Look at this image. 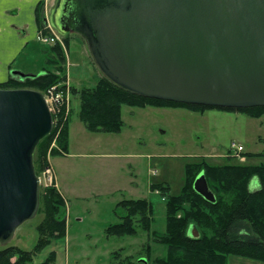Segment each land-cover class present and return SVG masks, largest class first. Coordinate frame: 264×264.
<instances>
[{"label":"water","instance_id":"obj_1","mask_svg":"<svg viewBox=\"0 0 264 264\" xmlns=\"http://www.w3.org/2000/svg\"><path fill=\"white\" fill-rule=\"evenodd\" d=\"M53 23L80 34L103 76L132 93L218 108L264 106V0H59ZM53 128L41 91L0 88L2 245L38 214L34 153ZM194 189L215 202L204 173ZM189 235L198 237L195 226Z\"/></svg>","mask_w":264,"mask_h":264},{"label":"rangeland","instance_id":"obj_2","mask_svg":"<svg viewBox=\"0 0 264 264\" xmlns=\"http://www.w3.org/2000/svg\"><path fill=\"white\" fill-rule=\"evenodd\" d=\"M47 2L44 0L40 11L49 8ZM66 34L69 44L62 45L66 46L67 79L63 83L77 88L94 86L103 74L92 59L86 40L75 32ZM53 45L42 43L37 36L12 70L25 68L36 75L45 66L53 68L54 65L46 64ZM68 97L69 153L50 157L53 181L67 200L63 210L67 235L35 254L33 264H41L50 250L57 251L56 264H119L127 257L141 261L140 264H147V260L153 264L156 257L166 254L167 248L152 233L164 232L166 228L165 201L158 190H152V183L165 182L171 186V194H178L184 184L185 165L200 161L201 157L210 164H264V156H244L247 152L264 153V115L254 118L220 109L198 112L182 107L124 105L125 125L120 133H95L80 121V100L77 95L72 96L71 88ZM232 143L244 146L240 156L232 154ZM44 186L43 180L40 190ZM257 188L254 181L252 189ZM133 198L153 202L151 231H141L135 237L108 235L106 228L119 222L125 213L117 203ZM41 220L42 215H36L25 221L6 245L33 249ZM116 252L119 255L115 258ZM229 264L264 263L232 255Z\"/></svg>","mask_w":264,"mask_h":264},{"label":"trees","instance_id":"obj_3","mask_svg":"<svg viewBox=\"0 0 264 264\" xmlns=\"http://www.w3.org/2000/svg\"><path fill=\"white\" fill-rule=\"evenodd\" d=\"M63 42L68 46L67 34L63 36ZM65 47L60 42L50 47L52 53L47 56L46 64L54 65L53 68L45 66L35 77L24 81L9 78L0 83V88H30L45 92L53 85L65 82ZM70 88L72 96L77 95L80 100V121L88 131L95 133H120L125 125L122 118L124 105L182 107L198 112L220 109L241 112L254 118L264 115V106L218 108L144 97L116 86L104 76L92 87ZM70 122V117L59 122L52 133L39 142L34 153L38 175L51 166L50 157L69 153ZM244 156L259 157L264 153L247 152ZM201 173H204L209 188L216 196L215 202L208 201L194 189L195 179ZM254 181L258 183L255 190L252 189ZM151 188L161 193L166 206L165 231L152 233L167 251L164 256L156 257L153 264H229V256L232 255L264 263V164H210L201 157L200 161L185 165L184 184L178 194H171V186L165 182L152 183ZM66 204L67 200L55 180L42 187L37 214L42 215V220L36 227L38 239L33 249L1 244L0 264H33L35 254L64 239L68 228L67 217L63 213ZM117 207H122L125 213L120 216L119 222L106 228L108 235L135 237L141 231H151L154 220L152 201L147 198L123 199ZM192 225L197 228L198 237L189 235ZM147 250L149 254L150 248ZM118 255L119 252H116L115 258ZM56 259L57 251L50 250L41 264H56ZM140 263L134 262L131 257L119 261V264Z\"/></svg>","mask_w":264,"mask_h":264},{"label":"crops","instance_id":"obj_4","mask_svg":"<svg viewBox=\"0 0 264 264\" xmlns=\"http://www.w3.org/2000/svg\"><path fill=\"white\" fill-rule=\"evenodd\" d=\"M58 1L48 0L49 8L40 11V6L45 5L44 0H0V83L9 78L18 79L11 74L13 65L19 56L37 40L39 29L46 21L45 11L53 21ZM15 70L34 74L27 72L29 70L25 68H15ZM162 108L166 109V107ZM51 166L54 170L52 163Z\"/></svg>","mask_w":264,"mask_h":264},{"label":"built area","instance_id":"obj_5","mask_svg":"<svg viewBox=\"0 0 264 264\" xmlns=\"http://www.w3.org/2000/svg\"><path fill=\"white\" fill-rule=\"evenodd\" d=\"M45 23L39 29L38 39L44 44H55L57 42L63 43V37L61 33L55 28L54 24L51 22L46 11L44 13ZM65 85V86H64ZM64 86V87H63ZM70 89L69 83H59L48 88L47 91L43 92L44 98L47 105L52 112V116L55 117L53 121L54 127L59 124V122L66 120L70 111L69 107V97L68 91ZM54 145V143H53ZM231 151L234 156H240V153L244 151V146L232 143ZM41 183L45 181V185H50L53 182L52 167L48 166L40 175Z\"/></svg>","mask_w":264,"mask_h":264},{"label":"bare ground","instance_id":"obj_6","mask_svg":"<svg viewBox=\"0 0 264 264\" xmlns=\"http://www.w3.org/2000/svg\"><path fill=\"white\" fill-rule=\"evenodd\" d=\"M52 113V112H51ZM53 117V116H52ZM53 121H54V119H53ZM189 230H190V228H189Z\"/></svg>","mask_w":264,"mask_h":264}]
</instances>
